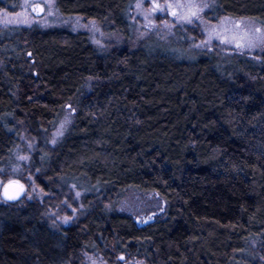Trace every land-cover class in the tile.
Wrapping results in <instances>:
<instances>
[{
	"label": "trees",
	"instance_id": "obj_1",
	"mask_svg": "<svg viewBox=\"0 0 264 264\" xmlns=\"http://www.w3.org/2000/svg\"><path fill=\"white\" fill-rule=\"evenodd\" d=\"M136 0H56L124 44L101 49L65 27L0 30V168L23 132L46 192L82 191L83 216L55 228L36 203L0 205V264H264V53L260 58L144 40L132 46ZM210 21L264 24V0H211ZM19 0H0L15 10ZM93 80L90 92L85 91ZM61 141L48 139L65 115ZM128 190L157 193L163 218L138 225L116 207Z\"/></svg>",
	"mask_w": 264,
	"mask_h": 264
},
{
	"label": "rangeland",
	"instance_id": "obj_2",
	"mask_svg": "<svg viewBox=\"0 0 264 264\" xmlns=\"http://www.w3.org/2000/svg\"><path fill=\"white\" fill-rule=\"evenodd\" d=\"M163 7L166 3L172 8L165 11H152L151 0H136L131 10V20L135 27L132 46L150 39L175 43L179 42V32L186 35L189 48L215 51L222 54H243L260 58L264 53V24L249 18L225 16L217 21L206 18L212 6L211 0H157ZM139 5V7H137ZM182 5V7H181ZM41 10L38 12V7ZM195 11L197 17L192 22L179 19ZM176 12V16L172 15ZM147 17V18H146ZM39 26L43 28L65 27L73 31H84L90 35L94 45L101 49H111L124 44L123 37L116 32H107L101 23L81 16H64L56 6V0H19L15 10H0V30L15 27ZM93 80H88L85 91L91 90ZM75 109L69 105L57 128L48 139V146L54 148L64 137L74 120ZM36 148V140L23 132L20 145L15 151L14 162L0 168V205L7 202L2 197L4 186L11 181L25 186L24 203L40 206L44 219L53 227L72 225L83 216L85 206L82 191L74 186L61 189L58 193L44 191L36 182L29 164ZM25 157V159H21ZM116 209L133 217L138 225H146L163 218L166 202L157 193H140L128 190ZM121 257L123 259H121ZM80 264H108L98 254L82 253ZM115 264H147L144 259L119 256Z\"/></svg>",
	"mask_w": 264,
	"mask_h": 264
},
{
	"label": "water",
	"instance_id": "obj_3",
	"mask_svg": "<svg viewBox=\"0 0 264 264\" xmlns=\"http://www.w3.org/2000/svg\"><path fill=\"white\" fill-rule=\"evenodd\" d=\"M40 10H41V7L39 6L37 11L39 12ZM5 189H7V192H8L7 196L5 195ZM25 191H26L25 186L21 182L11 181V183L8 182L4 186L2 197L7 202H15V201L20 200L24 196ZM12 195H15L16 198L10 199L9 196H12Z\"/></svg>",
	"mask_w": 264,
	"mask_h": 264
},
{
	"label": "snow or ice",
	"instance_id": "obj_4",
	"mask_svg": "<svg viewBox=\"0 0 264 264\" xmlns=\"http://www.w3.org/2000/svg\"><path fill=\"white\" fill-rule=\"evenodd\" d=\"M151 3H152V11H157V10L165 11L166 9L172 8V5L171 4H167V3L162 7L161 4H159L157 2V0H151ZM137 7H139V5H137ZM181 7H182V5H181ZM172 15L176 16V12H172ZM191 17H197V13L195 11H193V12H191L190 17L189 16H181V17H179V19H186V20H188L189 23H191L192 22ZM21 159H25V157H21ZM5 195L6 196L8 195L7 189H5ZM9 198L10 199H15L16 196L12 195V196H9ZM121 259H123V258L121 257Z\"/></svg>",
	"mask_w": 264,
	"mask_h": 264
}]
</instances>
